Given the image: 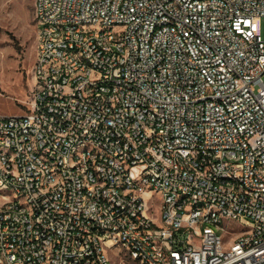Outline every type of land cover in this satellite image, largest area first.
Wrapping results in <instances>:
<instances>
[{"label":"built area","instance_id":"obj_1","mask_svg":"<svg viewBox=\"0 0 264 264\" xmlns=\"http://www.w3.org/2000/svg\"><path fill=\"white\" fill-rule=\"evenodd\" d=\"M33 15L29 108L0 115V264H264V0Z\"/></svg>","mask_w":264,"mask_h":264},{"label":"rangeland","instance_id":"obj_2","mask_svg":"<svg viewBox=\"0 0 264 264\" xmlns=\"http://www.w3.org/2000/svg\"><path fill=\"white\" fill-rule=\"evenodd\" d=\"M36 33L33 0H0V115L28 111ZM260 35L264 38V20Z\"/></svg>","mask_w":264,"mask_h":264}]
</instances>
